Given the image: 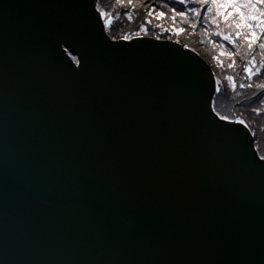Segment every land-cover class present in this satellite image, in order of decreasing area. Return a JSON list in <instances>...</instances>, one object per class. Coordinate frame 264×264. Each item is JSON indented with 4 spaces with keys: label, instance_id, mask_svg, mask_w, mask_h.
<instances>
[{
    "label": "water",
    "instance_id": "1",
    "mask_svg": "<svg viewBox=\"0 0 264 264\" xmlns=\"http://www.w3.org/2000/svg\"><path fill=\"white\" fill-rule=\"evenodd\" d=\"M219 88L102 0H0V264H259L264 147Z\"/></svg>",
    "mask_w": 264,
    "mask_h": 264
},
{
    "label": "snow or ice",
    "instance_id": "2",
    "mask_svg": "<svg viewBox=\"0 0 264 264\" xmlns=\"http://www.w3.org/2000/svg\"><path fill=\"white\" fill-rule=\"evenodd\" d=\"M125 0H117V3H124ZM128 5L133 4V0H126ZM177 7H168L167 14L164 11L147 9V16L153 17L157 21L167 19L171 22L170 28H165L169 36H176L174 41L180 44L179 37L186 32L187 29L195 31L198 24L200 31L205 37H218L219 43H215L212 39H208L209 45H214V50L219 49V56H226L230 59L228 68H233L236 63L234 57L236 56H250L251 59L247 61L243 67V73L249 81H251L253 74H258L261 68H264V0H176ZM4 18L5 21L9 18L11 9L18 8V4H4ZM203 21L201 24L200 21ZM149 22H151L149 20ZM160 27V24H157ZM145 35L148 30L143 29ZM86 37H79L73 39L72 42L65 48L66 52L72 53V58L81 63L80 58L76 55L80 51L82 43ZM159 40L160 38L157 37ZM124 41H128L129 37L124 36ZM115 42V41H113ZM231 46L235 51L229 50L225 43ZM65 43H67L65 41ZM183 48L187 49L188 45L184 44ZM259 49L261 56V66L255 67V50ZM212 59L217 60V55H213ZM82 66V65H81ZM227 79L235 87V82L232 77ZM251 88V83L247 85L241 83L240 88ZM219 120H225V117L220 116ZM239 123H244L239 121ZM260 167L264 172V156L259 157ZM261 255L262 258L259 264H264V228L261 230L260 238Z\"/></svg>",
    "mask_w": 264,
    "mask_h": 264
},
{
    "label": "trees",
    "instance_id": "3",
    "mask_svg": "<svg viewBox=\"0 0 264 264\" xmlns=\"http://www.w3.org/2000/svg\"><path fill=\"white\" fill-rule=\"evenodd\" d=\"M117 4L118 6L121 5V7H118V11L124 16V19H126V15L131 14V13L135 17L134 23H121V25H119V23H116L121 33L124 34L127 31L138 32L140 30V27L143 26L144 28L148 30V33L147 35H145V33L143 32L142 34H140V36L151 37L155 39L159 37L162 40H166L170 37L167 32H164V29L170 28L171 22L167 19L157 21L154 18V16L151 18L148 17L147 9L153 8L154 10L164 11L167 14L168 7H177V8L179 7L176 4V0H133L132 5H128L125 0L124 3H117ZM140 19L144 23H137V22H140ZM149 20L151 21V23H148ZM158 23L160 24V27H157ZM200 23L202 24V20L200 21ZM184 27L186 28V32L179 37L180 44L182 45L187 44L188 48L193 49L198 54H200V56L212 67L215 75L218 78L220 88L214 100V108L216 112L220 116H222L221 110L228 107V109L231 111V113H229V118L231 120L232 119L243 120V122L248 125V127L251 129V131L254 134L255 133L254 129L251 127L247 119L253 118V119H257L262 122L264 121V113L261 111L262 109H264V68H261V71L258 74L254 73L251 81H248V83H251L252 85L250 89L244 90V91L236 89L234 91L238 92V95H233L231 93L232 88H229L225 84H223L220 73L215 69L216 65L212 61V56L208 54L212 51H215L214 47L210 46L208 49L206 47V41H204V43L201 42V39L205 40L206 38L207 41L208 39H212L215 44V43L220 42L219 38L211 37V36L210 37L203 36L200 31L199 24L195 31L187 29L186 24L184 25ZM108 34L111 37L115 38L118 32H116L113 29L112 30L110 29V31H108ZM134 36H130L129 39L134 38ZM171 37H173L172 39H177L176 36H171ZM224 43L229 50L231 51L235 50L231 46H228L226 42ZM260 56L261 54L255 53V67L261 66ZM249 59H251V57L247 56V61ZM236 61H237V56H236ZM247 61L244 62L242 60L243 65L239 69V72H238L239 74H242V75L244 74L243 67L245 66ZM237 64H238V61H237ZM235 101L237 102L234 105ZM256 143H257V137L255 136V144Z\"/></svg>",
    "mask_w": 264,
    "mask_h": 264
},
{
    "label": "rangeland",
    "instance_id": "4",
    "mask_svg": "<svg viewBox=\"0 0 264 264\" xmlns=\"http://www.w3.org/2000/svg\"><path fill=\"white\" fill-rule=\"evenodd\" d=\"M103 3V8H104V13H105V18H106V23H107V28L108 31H110V29L115 30L116 32H118V34L115 36V39H122V37L124 36H134V37H139L140 34H142L144 31L143 29H145L143 26L140 27V30L138 32L135 31H127L126 33H121L120 29L117 27L116 23H119V25H121V23H134L135 22V17L133 16V14H128L126 15V19H124V16L118 11V7H121V5L118 6L117 4V0H102ZM137 23H144L141 19L140 22ZM151 23V22H148ZM203 23V21H202ZM173 37H169L166 40H172L175 41L176 39H172ZM204 41H206V47L209 49V47H214L212 45L208 44L207 39H201V42L204 43ZM220 50L217 49L215 51H212L208 54H210L211 56L213 55H217V60H213L212 61L215 63L216 65V70L220 73L221 79L223 81V84H225L227 87L232 88V94L233 95H238V92H235L234 90L238 89V90H248L250 88L245 87L243 89L240 88V84L243 83L245 85L248 84V79L245 76V74H239V69L240 67H242L243 62L247 61V56H237V61H236V57H234L236 63L234 64L233 68L229 69L228 68V63H230V59L226 56H219L218 52ZM235 51V50H234ZM255 53L261 54L259 49L255 50ZM214 65V66H215ZM227 77H232L233 81L235 82V87H233V84L227 79ZM237 101L234 102V105L236 104ZM228 109V107H227ZM264 113V109L261 110ZM249 124L250 125H254V135L257 137V143L255 144L256 146H261L264 147V121H259L257 119H253L250 118L248 119Z\"/></svg>",
    "mask_w": 264,
    "mask_h": 264
},
{
    "label": "clouds",
    "instance_id": "5",
    "mask_svg": "<svg viewBox=\"0 0 264 264\" xmlns=\"http://www.w3.org/2000/svg\"><path fill=\"white\" fill-rule=\"evenodd\" d=\"M139 37H145V36H139ZM135 38V37H134ZM115 39V38H114ZM133 39V38H132ZM115 40H119V39H115Z\"/></svg>",
    "mask_w": 264,
    "mask_h": 264
},
{
    "label": "bare ground",
    "instance_id": "6",
    "mask_svg": "<svg viewBox=\"0 0 264 264\" xmlns=\"http://www.w3.org/2000/svg\"><path fill=\"white\" fill-rule=\"evenodd\" d=\"M254 145H255V136H254Z\"/></svg>",
    "mask_w": 264,
    "mask_h": 264
}]
</instances>
